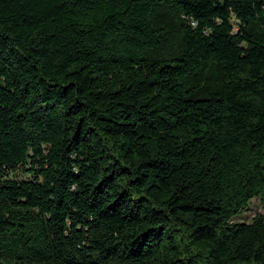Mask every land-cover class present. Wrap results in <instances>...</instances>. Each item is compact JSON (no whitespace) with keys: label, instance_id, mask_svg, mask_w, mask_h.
Here are the masks:
<instances>
[{"label":"trees","instance_id":"obj_1","mask_svg":"<svg viewBox=\"0 0 264 264\" xmlns=\"http://www.w3.org/2000/svg\"><path fill=\"white\" fill-rule=\"evenodd\" d=\"M264 0H0V264H264Z\"/></svg>","mask_w":264,"mask_h":264},{"label":"rangeland","instance_id":"obj_2","mask_svg":"<svg viewBox=\"0 0 264 264\" xmlns=\"http://www.w3.org/2000/svg\"><path fill=\"white\" fill-rule=\"evenodd\" d=\"M258 214H264V203L260 198H253L248 207L234 218V221L249 222Z\"/></svg>","mask_w":264,"mask_h":264}]
</instances>
